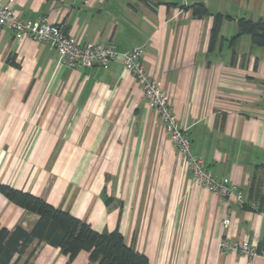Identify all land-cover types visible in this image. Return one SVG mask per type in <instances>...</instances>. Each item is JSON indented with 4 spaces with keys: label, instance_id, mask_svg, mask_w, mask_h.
I'll return each instance as SVG.
<instances>
[{
    "label": "crops",
    "instance_id": "0c3cea01",
    "mask_svg": "<svg viewBox=\"0 0 264 264\" xmlns=\"http://www.w3.org/2000/svg\"><path fill=\"white\" fill-rule=\"evenodd\" d=\"M239 7L234 16L223 2ZM203 3L208 15L188 6ZM264 18V0H14L23 20L46 18L79 44L142 51L145 73L169 96L191 152L242 196L196 184L120 58L78 71L46 43L0 28V184L86 222L118 230L150 264H264V46L232 40L235 20ZM221 16L211 43L213 17ZM229 16L231 19H227ZM229 229L223 228L225 217ZM38 216L0 193V225L30 231ZM248 242L259 255L221 251ZM259 247H261L259 249ZM16 264L72 262L34 240Z\"/></svg>",
    "mask_w": 264,
    "mask_h": 264
},
{
    "label": "built area",
    "instance_id": "2783aa9c",
    "mask_svg": "<svg viewBox=\"0 0 264 264\" xmlns=\"http://www.w3.org/2000/svg\"><path fill=\"white\" fill-rule=\"evenodd\" d=\"M14 0H0V28H8L15 40H29L46 43L52 48L62 62L69 69L78 71L93 67H105L110 62L120 58L121 64L141 88L148 107L154 112L158 123L161 124L167 139L176 148L180 157L190 170L196 184L221 198L232 196L243 206L242 196L235 187L226 181L216 180L207 169L202 157L191 152L190 141L177 123L168 94L161 89L154 78L145 73L142 51L131 49L118 52L111 43L79 44L73 37L67 35L57 24H51L46 18L30 21L23 20L13 11ZM223 228L229 229L231 218L225 217ZM221 251L235 250L238 254L249 259L259 255L256 247L248 242H237L230 247L226 240L219 242Z\"/></svg>",
    "mask_w": 264,
    "mask_h": 264
},
{
    "label": "trees",
    "instance_id": "16d2710c",
    "mask_svg": "<svg viewBox=\"0 0 264 264\" xmlns=\"http://www.w3.org/2000/svg\"><path fill=\"white\" fill-rule=\"evenodd\" d=\"M187 9L197 18L208 15L203 3L191 4ZM226 18L231 19L229 16ZM220 19L219 14L213 17L211 43L219 32ZM235 23L237 32L232 40L247 35L253 46H264V18L254 21L240 17ZM0 193L9 202L38 216L30 231L20 226L8 230L0 225V264H16L12 262L13 257H19L34 240L58 248L67 257L68 263L81 252H87L90 264H150L145 255L125 243L118 230L98 233L70 213L56 209L40 198L8 185L0 184Z\"/></svg>",
    "mask_w": 264,
    "mask_h": 264
},
{
    "label": "rangeland",
    "instance_id": "374dc122",
    "mask_svg": "<svg viewBox=\"0 0 264 264\" xmlns=\"http://www.w3.org/2000/svg\"><path fill=\"white\" fill-rule=\"evenodd\" d=\"M222 4H223V8L227 9L230 13H233L234 16L239 15V13H240L239 7H236L233 2L228 1V2H223ZM243 9H246L245 10V12H246L245 17L246 18L255 17V16H252L255 14H254V10L253 11L251 10V4L247 5V7H246V5L245 6L243 5Z\"/></svg>",
    "mask_w": 264,
    "mask_h": 264
}]
</instances>
